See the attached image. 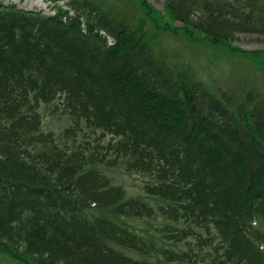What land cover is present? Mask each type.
<instances>
[{
	"label": "trees",
	"instance_id": "obj_1",
	"mask_svg": "<svg viewBox=\"0 0 264 264\" xmlns=\"http://www.w3.org/2000/svg\"><path fill=\"white\" fill-rule=\"evenodd\" d=\"M49 1L54 16L0 4V238L15 259L191 264V247H165L193 237L212 249L210 264H264V99L246 91L232 105L172 76L143 35L93 2ZM166 8L213 45L264 36V0ZM55 101L72 122L60 137L42 130L39 113ZM118 165L145 179L154 205L112 184L103 167ZM157 213L177 228L155 244L124 221Z\"/></svg>",
	"mask_w": 264,
	"mask_h": 264
},
{
	"label": "rangeland",
	"instance_id": "obj_2",
	"mask_svg": "<svg viewBox=\"0 0 264 264\" xmlns=\"http://www.w3.org/2000/svg\"><path fill=\"white\" fill-rule=\"evenodd\" d=\"M11 1L19 8L27 10L46 6L44 0ZM89 1L102 8L118 23L126 24L130 29L143 35L152 53L168 65L172 76L179 73L184 80L196 83L200 88L210 91V93L215 92L218 97L223 94L232 105L237 100H241L246 91L264 99V53L257 54L258 51H264V36L236 33L234 40L229 41V45L223 47L206 41L202 33L193 31L191 28L180 30L182 24L171 18L166 8L167 0ZM195 10H197L196 16H203L201 7ZM138 22L141 24L140 26ZM165 28L168 30H164ZM169 30L176 32L177 35L171 34ZM39 113L42 119V130L51 132L55 137L63 135L64 130L71 126V119L61 113L58 101L41 104ZM83 139L88 140L87 138ZM118 166L111 170L103 167V173L112 179V184L122 186L128 197L154 205V202L150 201L142 190L145 179L141 176L126 174L124 167ZM124 221L136 230L147 243L154 242L155 237L159 238L162 234H166L163 229L167 225L177 228V225L165 220L158 213L155 218H128ZM260 224L261 230L264 231V223ZM201 238H206V235L203 233ZM156 241L161 246L168 244L161 242L160 239ZM5 243L7 242L0 238V264H23L24 262L33 264L26 257L21 258L23 261L16 260L14 246L7 243V248L4 246ZM165 248H171L176 252H190L191 250L192 255L196 254L192 258L193 263L191 264H210L213 257L212 249L205 247L199 250L197 241L193 237L178 245L171 244L170 247ZM128 254L136 260L143 259V256L139 254ZM159 258L156 255H151L148 262L163 264Z\"/></svg>",
	"mask_w": 264,
	"mask_h": 264
}]
</instances>
